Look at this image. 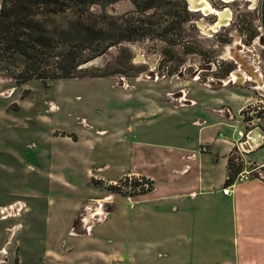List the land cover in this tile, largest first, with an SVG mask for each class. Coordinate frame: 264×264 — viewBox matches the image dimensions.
Segmentation results:
<instances>
[{"label":"rangeland","instance_id":"374dc122","mask_svg":"<svg viewBox=\"0 0 264 264\" xmlns=\"http://www.w3.org/2000/svg\"><path fill=\"white\" fill-rule=\"evenodd\" d=\"M204 1L229 12L226 26L210 38H200L194 26L208 29L214 15L201 18L188 11L178 29L173 18L159 24L144 16L129 19L132 0H118L94 26L98 41L91 50L104 47L132 19L145 20L136 32L148 33L147 40L106 48L80 64L71 79L17 81L19 61L0 72V264H83V256L91 261L89 252L125 257L136 231L119 216L104 225L114 202L104 205L102 197L135 198L148 184L136 177L109 185L102 179L104 165L107 173L117 174L129 160L124 145L115 142L116 132L130 127L132 134L120 135L129 144L138 131L144 136L137 139L145 143L190 136L188 109L173 108L204 96L241 108L239 114L232 111L233 133L264 132V0ZM250 71L253 79L247 78ZM231 74L237 80L229 81ZM153 104L160 111L151 116L147 108ZM101 130L105 133L96 132ZM261 150L234 152L233 166L256 168Z\"/></svg>","mask_w":264,"mask_h":264},{"label":"crops","instance_id":"0c3cea01","mask_svg":"<svg viewBox=\"0 0 264 264\" xmlns=\"http://www.w3.org/2000/svg\"><path fill=\"white\" fill-rule=\"evenodd\" d=\"M187 102L173 109H188L192 119L185 124L194 129L190 136L169 137L171 143H145L137 139L144 136L138 131L129 144L120 135L132 134L130 127L115 133V142L124 145L129 160L117 174L107 173L110 168L104 165L101 169H108L102 179L109 185L121 177H136L150 190L131 199L102 197L104 205L114 202L103 224L119 216L133 225L137 241L127 246L125 257L101 252L95 257L89 252L91 261L84 253L83 264H264V175L254 171L238 181L239 170L224 184L228 160L233 161L235 152L230 119L232 111L239 114L241 108L217 97ZM147 109L151 116L160 111L154 104ZM135 117L140 120L143 115ZM260 148L259 171L264 170V146ZM231 185L229 195H223L221 189Z\"/></svg>","mask_w":264,"mask_h":264},{"label":"trees","instance_id":"16d2710c","mask_svg":"<svg viewBox=\"0 0 264 264\" xmlns=\"http://www.w3.org/2000/svg\"><path fill=\"white\" fill-rule=\"evenodd\" d=\"M117 1L0 0V72L11 71L19 61L18 71L14 74L17 81L71 79L80 64L97 57L106 48L147 40L148 33L136 32L140 27L136 26L146 19H155L159 24L173 18L178 20L180 29V24L189 16L182 0H132L133 9L125 16L134 17V21L144 16L145 20L139 19L136 23L132 19L131 24L128 22V27L121 29V34L107 41L104 47L91 50L89 45L98 41L93 34L94 26L104 19L105 8ZM92 8L95 10L91 11ZM97 8L102 12L98 14ZM260 16L263 20V6ZM238 171L232 160H228L224 184L230 183ZM149 190L148 185L138 195Z\"/></svg>","mask_w":264,"mask_h":264},{"label":"water","instance_id":"95a60500","mask_svg":"<svg viewBox=\"0 0 264 264\" xmlns=\"http://www.w3.org/2000/svg\"><path fill=\"white\" fill-rule=\"evenodd\" d=\"M212 12H210V13H207L208 15L209 14H211V15H214L216 18H217V14L218 13H216V14H214V12L215 11H213V10H211ZM197 12V11H196ZM201 26V25H200ZM223 27V25H220V24H216V25H214L213 26V28L212 29H208V34L209 35H212L215 31H217L218 29H220V28H222ZM203 30V29H202ZM197 31H198V35L200 36V37H202V38H204V37H206L205 35L206 34H201L199 31V29H197ZM226 56L228 55V54H225ZM225 55H224V57H225ZM90 62H94V63H96L97 62V60L95 59V60H92V61H90ZM89 63V62H88ZM236 72H238V73H240L241 75H243L242 74V72H241V70L240 69H237L236 70ZM234 79H236V77L234 76V75H230L229 77H228V80L229 81H232V80H234ZM262 139H264V132H262L260 129H258V128H253L252 130H250V131H248L246 134H244V138L239 142V144H238V149H239V152H243V153H250V152H252L253 150H255V149H258V148H260L261 146H262Z\"/></svg>","mask_w":264,"mask_h":264},{"label":"bare ground","instance_id":"6f19581e","mask_svg":"<svg viewBox=\"0 0 264 264\" xmlns=\"http://www.w3.org/2000/svg\"><path fill=\"white\" fill-rule=\"evenodd\" d=\"M187 2H188V0H187ZM188 4L190 5L191 9H194V10L195 9H201L204 14H206V12L210 11L209 6L206 4V2L204 0H189ZM218 17H219V20H217L218 21L217 24L226 25L228 20H229V12H228V10H225V11L220 12L219 14H217V19H218ZM207 31H204L203 33L208 34ZM254 75H255L254 72H252L251 76H249V77H251L253 79L255 77Z\"/></svg>","mask_w":264,"mask_h":264},{"label":"built area","instance_id":"2783aa9c","mask_svg":"<svg viewBox=\"0 0 264 264\" xmlns=\"http://www.w3.org/2000/svg\"><path fill=\"white\" fill-rule=\"evenodd\" d=\"M234 134V137L232 139V143H233V147L235 148V152H239V149H238V144L239 142L244 138V133L239 130V131H236ZM201 151H203V149H201ZM260 167H256V168H253L252 170H249V171H245V170H241L237 175H236V180L238 179V181H241V180H244L246 179L252 172L258 170ZM230 187H226V188H223L221 189V193L223 195H229L230 193Z\"/></svg>","mask_w":264,"mask_h":264},{"label":"flooded vegetation","instance_id":"af4514ba","mask_svg":"<svg viewBox=\"0 0 264 264\" xmlns=\"http://www.w3.org/2000/svg\"><path fill=\"white\" fill-rule=\"evenodd\" d=\"M182 1L185 2V4H186L185 8L187 7V8H186V11H187V12L190 11V12H193V13H198V15H199L201 18L206 17V16L208 15L207 13L212 12L211 10L215 11L214 14H216V13L219 14L220 12L223 11V10H222V11H216V10L211 9V8L209 7V8H210V11H209V12H206V14H204L203 11H202L201 9H195V10H194V9H191V8H190V5H189L188 2H187V0H182ZM228 1H229V0H228ZM230 1H231V0H230ZM185 4H184V5H185ZM196 11H197V12H196ZM188 13H189V12H188ZM209 15H211V14H209ZM214 18H215V21L213 22V24H212L210 27H208V29H212L213 26L217 24V22H218L217 20H219V17H218V19H217V18L214 16ZM200 25H201V26H200ZM220 25H223L222 28H224V27L226 26V25H224V24H220ZM194 29L196 30L197 35H198V31H197V29L200 30L199 32H200L201 34H205V33H203V32L208 30V29H205V27L202 26V23H200L198 26L195 25V26H194ZM202 29H203V30H202ZM218 30H219V29H218ZM218 30H217V31H218ZM217 31H215L214 33H216ZM207 33H208V32H207ZM214 33H213V34H214ZM198 36H199V35H198ZM205 36H206V37H204L203 39H207V38H210V37H211V35H209V34H206ZM199 37H200V36H199ZM200 38H202V37H200Z\"/></svg>","mask_w":264,"mask_h":264}]
</instances>
